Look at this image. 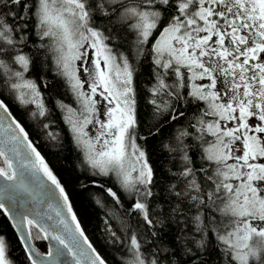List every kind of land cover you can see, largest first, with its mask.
Returning a JSON list of instances; mask_svg holds the SVG:
<instances>
[{"label":"snow or ice","instance_id":"obj_1","mask_svg":"<svg viewBox=\"0 0 264 264\" xmlns=\"http://www.w3.org/2000/svg\"><path fill=\"white\" fill-rule=\"evenodd\" d=\"M99 19L109 26H98ZM146 52L153 82L144 101L156 122L145 132L134 61ZM45 67L51 79L42 75ZM60 87L74 104L59 96ZM3 91L34 106L38 120L59 109L86 179L117 205L120 195L97 177H114L132 197L135 224L105 222L111 243L131 256L124 264H213L221 250L227 264H264V0H0ZM181 101L198 107L163 145L173 163L161 199L179 227L164 240L162 222L153 218L156 169L138 141L162 136L161 123L180 124ZM43 128L58 138L47 131L51 123ZM26 171L42 173L53 186L41 189L45 202L57 203L50 224L35 210L11 217L29 264H109L30 133L0 99V199L27 190ZM217 214L227 222L217 225ZM49 238L55 243L41 254L32 241ZM0 264H16L2 233Z\"/></svg>","mask_w":264,"mask_h":264},{"label":"trees","instance_id":"obj_2","mask_svg":"<svg viewBox=\"0 0 264 264\" xmlns=\"http://www.w3.org/2000/svg\"><path fill=\"white\" fill-rule=\"evenodd\" d=\"M95 23L98 26L108 27L106 20L99 19ZM131 39L130 37H126ZM136 67L135 83L140 98V117L142 120V128L146 132L147 127L156 121L151 117V108L146 105L144 98L147 95V88L153 82L152 75V59L147 54L140 57L138 61H134ZM46 73V78L51 79L54 75L50 67H45L42 75ZM171 82V81H170ZM59 96L65 100L66 103H73L71 93L64 87L58 89ZM48 96V92H45ZM0 98L9 106L14 116L22 123L26 130L30 133V138L37 147V150L44 157L50 170L61 182L69 196V202L72 205L73 212L76 214L81 227L84 229L86 235L108 261L109 264H124L131 256L125 252L120 245H113L105 230V222L112 224L113 228H119L121 220L128 221L135 224L136 217L130 216L128 210L131 206L132 197L129 193L123 191L117 184L114 177H97V181L103 184L105 188L112 187L120 195L121 203L117 205L113 199L100 187L93 185L89 179H86L88 170L82 163V157L77 148L72 144L71 137L68 133L67 126L61 119L59 109L50 111L48 118L35 119L31 112L34 106L25 107L18 104L13 97L7 92L3 91ZM185 111L186 115L180 124L172 125V128L165 127L164 124H159V127L164 128L163 135H157L155 140H150L148 144H144L143 140L138 141L149 152V159L152 166L156 169V186L154 192L157 197L153 200L154 219L161 221L157 224V228L161 229V237L164 240H169L175 233L179 231V227L174 219H169L165 213V209L169 206L163 203L161 197L166 198L167 193L163 191L167 184L165 173L167 169L172 167L173 157L167 152L163 145L170 143L171 136L174 130L183 127L187 124L188 119L196 112L198 105L195 103H187L181 101L178 105ZM200 107L203 105L200 104ZM51 107V102L49 103ZM43 123H51V128L47 131L56 133L58 138L51 139L43 128ZM155 131V129H154ZM143 135V132L141 133ZM97 201L101 203L98 204ZM158 213L159 215H155ZM211 218V217H210ZM227 221L217 214L216 224L222 225ZM183 225L181 224L180 227ZM36 229L32 230L33 236L36 235ZM139 231L143 234L144 227L141 225ZM0 233L4 234L6 240L10 244L12 256L16 260V264H29L26 258L25 251L22 248L21 242L9 221L6 214L0 209ZM42 235V234H41ZM38 248L45 251V240H33ZM257 238H253L250 243H256ZM213 247L217 246L215 241V234H213ZM117 248H121L117 251ZM149 251H151L149 249ZM177 258L173 257L175 261ZM213 264H227L226 258L223 256L221 250L220 258L217 259L214 253Z\"/></svg>","mask_w":264,"mask_h":264},{"label":"water","instance_id":"obj_3","mask_svg":"<svg viewBox=\"0 0 264 264\" xmlns=\"http://www.w3.org/2000/svg\"><path fill=\"white\" fill-rule=\"evenodd\" d=\"M8 108H9V106H8ZM9 111L11 112L10 108H9ZM12 115L14 116L13 113H12ZM0 179H2V178H0ZM41 181H42V183H41ZM22 182H23V185L25 186V189H27V190H24V189L20 190L19 192H17V194L11 200L0 199V202H3L5 204V209H2V210L4 211V213L9 218V221L11 222L12 226L17 221L11 219V217H13V216L19 217L21 213H24L26 215L27 214H33L34 215L33 210H35V212L44 213L45 214L44 215V223L50 224L51 221L47 220V215L55 216V210L57 207V203H56V200H51V201L45 202V194L41 189L44 186H47V187H53V186L50 184L49 181L46 180V178H43L42 173L33 174L30 171L25 172V175L22 177ZM49 204H51V208L48 206ZM65 214H66V210H65ZM14 230L18 236L17 230L15 228H14ZM46 243H47L48 250H49V247L52 246L55 242L49 238L48 240H46ZM33 245H34V243H33ZM39 252L41 254H44L41 251H39Z\"/></svg>","mask_w":264,"mask_h":264}]
</instances>
